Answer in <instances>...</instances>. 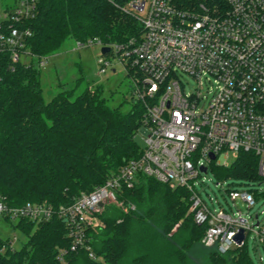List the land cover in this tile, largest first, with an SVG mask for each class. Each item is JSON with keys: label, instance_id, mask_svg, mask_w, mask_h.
<instances>
[{"label": "built area", "instance_id": "2783aa9c", "mask_svg": "<svg viewBox=\"0 0 264 264\" xmlns=\"http://www.w3.org/2000/svg\"><path fill=\"white\" fill-rule=\"evenodd\" d=\"M125 2L123 10L142 24L140 35L122 44L93 38L77 41V46H109L110 51L99 59L100 71L111 65L112 55L131 74L133 101L144 107L141 155L68 204L10 205L0 197V219L24 233L23 220L38 224L61 218L68 226L70 250L90 249L88 230L104 226L102 214L109 205L126 212L134 209L119 194L144 175L190 191L194 221L206 226L204 245L226 254L253 237L264 246V220L250 212L256 202L254 191L227 189L233 201L247 203L246 213L242 209L213 211L196 186L210 164L224 166L230 155L236 159L241 151L256 154L258 174L264 181V0ZM38 7V0H0V82L5 72L37 59L26 41L32 35L27 22L37 16ZM46 59H38L39 64ZM183 74L195 80L192 91H187ZM242 231L244 238L238 242L235 236ZM19 240L16 235L4 237L0 228V254L20 249L16 247ZM68 251L62 250L61 257ZM90 255L96 257L92 251Z\"/></svg>", "mask_w": 264, "mask_h": 264}, {"label": "trees", "instance_id": "16d2710c", "mask_svg": "<svg viewBox=\"0 0 264 264\" xmlns=\"http://www.w3.org/2000/svg\"><path fill=\"white\" fill-rule=\"evenodd\" d=\"M125 0H38L37 16L27 22L32 35L26 48L42 59L59 52L68 40L99 38L122 44L140 35V21L123 10ZM131 73V72H130ZM131 75V74H128ZM84 80L78 78V85ZM45 100L41 69L19 64L0 82V197L10 205L47 201L71 203L102 185L143 151L137 141L144 107L132 101L123 111L111 107L102 90L87 87ZM215 174L262 180L258 157L241 151L231 167L212 163ZM191 193L140 175L119 199L134 209L109 205L104 226L88 230L91 247L70 250L68 226L61 218L23 220L28 236L15 251L0 254V264H255L248 246L223 254L203 244L206 226L194 221ZM69 250L61 257L62 250ZM96 257H91L90 252Z\"/></svg>", "mask_w": 264, "mask_h": 264}, {"label": "rangeland", "instance_id": "374dc122", "mask_svg": "<svg viewBox=\"0 0 264 264\" xmlns=\"http://www.w3.org/2000/svg\"><path fill=\"white\" fill-rule=\"evenodd\" d=\"M101 49L99 44L78 48L77 41L70 39L59 52L49 56L43 65L39 64L38 59L31 58L29 62L41 69L45 100L49 102L57 93L65 90L76 89L75 92L78 94L87 87L92 90L98 87L111 107H120L123 111H129L132 108L134 97V81L127 74L124 64L116 56L110 55L111 65L107 66L105 72H101L99 65V59L102 57ZM80 77L84 80L78 85ZM182 79L187 91H192L196 86L195 80L189 74H183ZM137 141L144 148L145 141L142 132L137 134ZM234 161V156L230 155L224 167H231ZM196 183L201 197L213 211L224 208L236 212L242 209L246 213L247 203L241 199L233 201L228 196L227 189L235 187L251 189L255 192L256 202L250 212L253 216L259 213L260 219L264 220V181L234 176H229L227 179L220 178L210 164L208 173L198 178ZM0 228L4 237L13 238L16 235L20 238L16 243L17 248H21L28 240L27 235L5 220L0 219ZM247 246L254 263L264 264V246L253 237H249ZM200 250L202 246L197 250L196 256L199 262L204 264L205 259Z\"/></svg>", "mask_w": 264, "mask_h": 264}, {"label": "water", "instance_id": "95a60500", "mask_svg": "<svg viewBox=\"0 0 264 264\" xmlns=\"http://www.w3.org/2000/svg\"><path fill=\"white\" fill-rule=\"evenodd\" d=\"M101 50H102V53H108L110 51V47L109 46H104ZM211 157L214 159L215 155L212 154ZM202 170L204 172H207V167H203ZM243 238H244L243 231L235 236V240L238 241V242H241L243 240Z\"/></svg>", "mask_w": 264, "mask_h": 264}]
</instances>
